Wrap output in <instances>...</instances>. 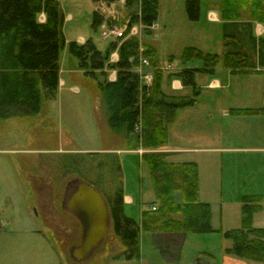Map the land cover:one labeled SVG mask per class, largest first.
<instances>
[{
  "label": "trees",
  "instance_id": "1",
  "mask_svg": "<svg viewBox=\"0 0 264 264\" xmlns=\"http://www.w3.org/2000/svg\"><path fill=\"white\" fill-rule=\"evenodd\" d=\"M107 3L115 0H94ZM130 25L141 22L143 33H151L157 19L159 0H126ZM201 0H185V13L191 21L200 16ZM137 7V10L134 9ZM221 17L238 19L247 10L250 19L264 23V0H221ZM41 15L44 20H40ZM103 17L92 14L91 28L96 30ZM64 13L60 0H0V119L34 115L40 111L42 100L56 97L60 68V51L67 45L68 53L78 61L86 75L94 76L101 70L104 76L98 82L110 112L111 127H121L147 151L142 154L155 196V209L142 212L141 223L124 212L123 173L118 154L114 152H75L77 159L66 167L77 172L76 178L94 184L105 197L114 236L124 246L125 260L140 256V232H221L228 240L225 253L251 262L264 264V227L253 224V216L262 210V195L241 197V222L237 228L214 229L211 205L198 198V166L194 162H170L154 151L166 144L168 126L176 110L190 105L193 100L185 96L169 95L162 89L164 71L159 69L156 49L142 42V54L149 60L153 81L147 92L140 95L139 76L133 70L138 62L139 38L111 41L100 51L91 39L83 43L66 41L63 33ZM119 42V44H118ZM117 50L118 60L110 62L111 53ZM184 62L199 60L200 68H183L167 77H177L184 85H194L196 71L213 73L219 61L229 69L244 70L247 59L244 53L224 51L221 55L206 53L195 47L183 49ZM172 60V58H170ZM115 69L116 79L109 81L104 69ZM235 114H262L260 108H232ZM141 122L140 139L133 133L134 125ZM66 164V163H65ZM64 164V166H65ZM180 191L182 202L174 199ZM78 262H75L77 264ZM79 264V263H78Z\"/></svg>",
  "mask_w": 264,
  "mask_h": 264
},
{
  "label": "crops",
  "instance_id": "2",
  "mask_svg": "<svg viewBox=\"0 0 264 264\" xmlns=\"http://www.w3.org/2000/svg\"><path fill=\"white\" fill-rule=\"evenodd\" d=\"M99 3L103 5L102 9H109L106 2L99 1ZM219 5L214 2L206 4L205 10L203 12L200 11L199 19L195 21L203 29L201 32L203 39H207L206 35L208 31L212 30L210 26H217L216 31L211 36L215 43L212 46L206 45L203 48L201 45L188 46L195 47L206 53L219 55L224 51H240L246 56L247 67L244 70L229 69L224 67L222 62L219 61L213 73L210 74L202 70L196 71L194 74V85H184L179 78H169L167 75L180 71L183 68H200L202 62L199 60L187 61L182 68L175 69L173 64L176 58L174 55H169L167 63H165L161 61L156 50L159 58V67L163 69L168 68L162 69L165 74L162 80V89L169 95L189 97L193 100V103L176 110L174 120L168 126L166 144L154 151L160 152L170 162H194L197 164L199 176L198 198L200 201L211 205L212 226L214 229L222 230L223 228H228L227 226L224 227L227 207L232 203L234 205L238 204L241 207V197L243 195H262V210L264 209V190L263 193H260L262 191L260 187H264V175L262 173L264 172V113L235 114L231 112L232 108L264 107V23L250 19L247 10L242 11V15L238 19H223ZM68 16L71 17L70 15ZM40 20H44L43 15H41ZM202 23L205 25H202ZM154 25L155 22L151 27V32ZM111 40L114 41L113 39ZM66 41L68 42V40ZM76 41L83 43L86 41V37L80 36ZM117 60L118 53L117 50H114L110 55V62ZM62 62H66V56H63L62 59L60 56L59 84L55 99H43L40 111L34 115L38 117L39 121L49 120L50 122H58L59 124H62V121H64V116H68L72 128L77 130L73 137L77 139V145L67 149L61 147L41 148L33 149V151L38 153L44 151L45 154L48 152L51 154H63L64 152H114L118 154L123 173L124 212L128 217L133 218L140 224L142 212L150 210L156 205L154 191L152 192L153 200H147V194H145V191H149L152 187V183L148 168L142 159V154L138 150H135L137 148L135 141L129 133H126L120 126L113 128L109 123L110 112L105 103L104 96L98 88V82L104 79L102 71L97 70L94 76H92L93 80L96 81L97 90L90 89L86 91L84 96L82 95L83 98H79L81 100L79 101L69 96L65 90V87L68 85L67 83H69L68 79L73 78L77 74L85 75L86 77L89 75H86L79 67L77 60H75V66L72 69H64ZM144 68L146 71H149L148 66ZM103 71L106 72L105 77L107 80L114 81L116 79L115 69L105 68ZM66 72H68L69 78H67ZM75 91H77L76 94L78 95L82 93L78 89H75ZM77 101H79V104ZM43 102H49L50 109L45 108ZM53 113H56V116H53ZM75 117H77L79 124L74 122ZM78 125L79 128H77ZM17 151H22V149L0 146L1 157L2 155ZM253 159H257L262 163L256 171L249 173L247 172V167L249 161ZM143 164L146 167L148 176L146 179L142 174L141 168ZM213 164L215 165L214 172L209 169V167H213ZM205 166H208L207 170L209 174L215 173L220 178L219 184L211 187L215 195L219 194L215 200V206L218 210V226L213 224L214 212L212 203L202 199V192H208L204 187L202 189V179L204 180L203 176L206 173ZM0 174L1 178L10 184H4L1 187V193H6L4 195L5 198L0 200V236L3 238L1 242L7 240V247L10 240L19 241L18 237L22 236L25 239L34 240L36 243L35 248L44 254L45 248L49 246L51 240L48 238V233L45 229L34 226V217L23 218L27 223V227H23V229L21 227L17 228L16 224L15 227H12L14 221H11L7 214L14 216V199H12L13 193L11 192H15L16 188L11 179L15 174H11L4 168L1 169ZM28 179L27 176V185L30 186L31 191L34 193ZM239 184L250 189H241L238 186ZM238 189H241L243 193L239 195ZM232 193L235 194L231 195ZM224 194L230 195L224 197ZM174 199L178 203L182 202L180 191L174 193ZM28 209L29 212L28 210L27 212L29 214L33 208L29 206ZM36 210L37 215L35 214V217H40L44 222L41 215H39L37 207ZM256 215L257 212L253 216L254 226ZM239 218V222H241V215ZM234 226L230 228H237L240 224L237 227L236 225ZM47 230L54 235L53 230ZM142 232H140V236ZM151 233L164 264H178L180 251L186 236L188 234H196L184 232ZM117 240L113 234L109 246L110 243L117 245ZM43 241L46 243V247L42 244ZM177 248L180 250L175 251ZM112 256L106 260L118 261L120 259L119 256L116 259H113ZM203 262L205 261L198 260L195 264H204ZM205 264L209 263L205 262Z\"/></svg>",
  "mask_w": 264,
  "mask_h": 264
},
{
  "label": "rangeland",
  "instance_id": "3",
  "mask_svg": "<svg viewBox=\"0 0 264 264\" xmlns=\"http://www.w3.org/2000/svg\"><path fill=\"white\" fill-rule=\"evenodd\" d=\"M211 2L219 5L221 0H201L202 8L200 5V11L203 12L206 4ZM184 5L185 0H159L158 15L152 32L150 34L143 33V30L140 28L138 31L140 35L139 40L156 48L161 61L167 63L168 56L174 55L176 58L173 64L175 69L182 68L185 65V62L180 59V55L186 46L201 45L202 48L206 45L212 46L215 41L211 36H213L217 29L216 25L210 26L212 30L208 31L206 35L207 39H203L201 33L203 29L200 28L197 22L187 18ZM60 6L64 13L62 29L66 40L76 41L80 36H84L86 40L91 39L100 51H104L109 46L113 38H104L101 35L102 24L105 23L109 15L108 10L102 9V4L100 5L99 2L94 0H60ZM134 9L137 10V7H134ZM94 11H97L103 17L101 25L96 30L91 28ZM115 12L119 16V21L127 13L126 10L118 6L115 8ZM202 25L205 24L202 23ZM255 39L257 40L256 37ZM60 56L61 59L63 56H66V62H62L64 69L74 68L76 59L68 53L67 45L61 50ZM68 75V72H66L67 78H69ZM68 81L69 83H67L68 85L65 87V90L69 96L79 101H81L80 99L83 98L86 91L90 89L97 90L96 81L93 80L92 76L86 77L85 75L77 74L73 78H69ZM75 89L82 91V93L80 95L76 94L77 91ZM68 100L70 101V99ZM79 101H77L78 104ZM43 104L45 108L50 109L49 102H43ZM53 116H56V113H53ZM74 122L79 124L77 117L74 118ZM77 128H79V125ZM76 131L75 128H72L68 116H64L62 124L58 122L53 123L49 120L39 121L36 115L0 119V146L22 149L19 152L0 156V172L4 168L11 174H15L11 179L16 188L15 192H11L13 193L12 199H14L13 210L15 219L14 216H10L9 214L7 216L10 217L11 221H14L12 227H15L16 224L17 228L21 227L22 229L23 227H27V223L23 218L34 217V226L45 229L48 233V238L51 240L48 247H46L47 245L44 241L42 242L47 248H45V253L43 254L35 248L36 243L34 240L25 239L20 236L18 237L19 241L10 240L6 247L7 240L1 242L3 238L0 236V264H75L77 262L70 257L69 246L79 243L80 224L73 214L61 207V199L64 198L67 183L69 181L72 182L77 176V172H74V169L72 171L70 167H66L77 159L74 154L75 152H64L63 154H51L48 152L45 154L44 151H40L39 153L33 151V149L41 148L61 147L67 149L75 147L77 139L73 137ZM261 163L257 159L249 161L247 172L256 171L261 166ZM207 167H204L206 173L203 176L204 180L202 179V189L204 187L208 192H202V199L212 203L214 212L213 224L218 226V210L215 206V200L219 194L215 195L211 187L218 185L220 178L215 173L209 174ZM145 168L143 164L141 169L143 177L146 179L148 176ZM214 168V164L212 168L209 167L213 172ZM262 173L264 175V172ZM27 176L34 193L31 191L30 186L27 185ZM4 184L10 185L9 182L6 183V180L1 178L0 174V200L5 198L4 195L6 193H1V187ZM238 186L241 189L248 188L242 186V184ZM260 188H262L260 193H263L264 187ZM241 189L237 191L239 195L243 193ZM151 190L152 187L149 191H145L147 200H153V190ZM234 194L232 193L231 195ZM227 195L230 194H224V197H227ZM29 206H32L34 210L30 211V215L28 214ZM35 206L44 222L40 217H35V214L37 215ZM239 211L240 206L238 204H229L225 218L227 222H224V227L227 226L228 228H223L222 230L231 229L230 227L234 225L236 227L239 226ZM255 226L264 227V209L257 212ZM47 229L53 230L54 235ZM112 235L113 232L110 229L105 242L89 258L81 261L79 264H95V262H98L96 264H164L154 238L151 236L152 233L146 231H143L140 236L139 259L125 260L121 256L118 261L106 260L110 256L121 254L124 251V246L119 239L115 247L113 246L114 243H110L109 246ZM228 243V240L222 236L221 232L188 234L182 245L178 264H195L198 260L208 262L209 264H263L226 254L224 249ZM108 248L109 250H107ZM179 250V248L175 249V251ZM100 257L101 259H99ZM205 262L203 263L205 264Z\"/></svg>",
  "mask_w": 264,
  "mask_h": 264
},
{
  "label": "water",
  "instance_id": "4",
  "mask_svg": "<svg viewBox=\"0 0 264 264\" xmlns=\"http://www.w3.org/2000/svg\"><path fill=\"white\" fill-rule=\"evenodd\" d=\"M74 188L65 208L78 220L81 228L79 244L69 249L70 257L81 262L89 258L104 242L110 228L111 215L102 192L92 183L73 179Z\"/></svg>",
  "mask_w": 264,
  "mask_h": 264
},
{
  "label": "built area",
  "instance_id": "5",
  "mask_svg": "<svg viewBox=\"0 0 264 264\" xmlns=\"http://www.w3.org/2000/svg\"><path fill=\"white\" fill-rule=\"evenodd\" d=\"M126 0H115L113 2L107 3L108 6V13L109 18L111 20L110 24L106 25L103 30L101 31V35L104 38L112 37L113 39L124 38L126 36H134L138 34L139 28L141 27L140 24H133L130 25V17L126 19V21L121 24L119 21V16L115 13V8L117 6L125 7ZM105 10V9H103ZM139 51H142V48L139 47ZM149 64L148 59L145 58L142 54L139 55L138 62L134 65L133 70L139 76V92L140 95L142 93L147 92L149 87L151 86L153 80V73L152 71H145L144 66ZM142 126L141 122H138L134 125L133 133L140 139ZM143 149H138L139 153H142Z\"/></svg>",
  "mask_w": 264,
  "mask_h": 264
},
{
  "label": "flooded vegetation",
  "instance_id": "6",
  "mask_svg": "<svg viewBox=\"0 0 264 264\" xmlns=\"http://www.w3.org/2000/svg\"><path fill=\"white\" fill-rule=\"evenodd\" d=\"M73 188H74V184L72 183V182H68L67 183V185H66V188H65V195H64V198H62L61 199V207L62 208H65V202H66V200H67V197H68V195L71 193V191L73 190ZM66 209V208H65ZM79 242H80V238H79ZM67 243V242H66ZM76 245V244H75ZM75 245H73V244H71L70 246H69V249L71 248V247H73V246H75ZM113 246L115 247L116 245L115 244H113Z\"/></svg>",
  "mask_w": 264,
  "mask_h": 264
}]
</instances>
